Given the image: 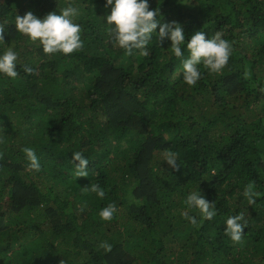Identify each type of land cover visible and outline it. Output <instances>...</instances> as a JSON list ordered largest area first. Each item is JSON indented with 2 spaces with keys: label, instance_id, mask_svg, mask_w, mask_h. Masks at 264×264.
Here are the masks:
<instances>
[{
  "label": "trees",
  "instance_id": "obj_1",
  "mask_svg": "<svg viewBox=\"0 0 264 264\" xmlns=\"http://www.w3.org/2000/svg\"><path fill=\"white\" fill-rule=\"evenodd\" d=\"M104 4L0 0V53L18 54V76L0 74V264H264V0H149L186 41L201 30L232 44L223 71L201 66L195 86L182 78L188 51L175 57L170 40L154 34L148 55L119 48ZM68 6L78 10V51L45 54L15 29V15ZM25 147L36 150L39 172ZM166 150L178 153L177 168L162 161ZM74 152L88 159V177H75ZM249 182L261 193L253 205L243 195ZM90 183L105 198L82 189ZM197 186L215 203L211 220L183 202ZM111 202L117 212L104 221L98 213ZM238 213L247 227L233 242L225 221Z\"/></svg>",
  "mask_w": 264,
  "mask_h": 264
},
{
  "label": "clouds",
  "instance_id": "obj_2",
  "mask_svg": "<svg viewBox=\"0 0 264 264\" xmlns=\"http://www.w3.org/2000/svg\"><path fill=\"white\" fill-rule=\"evenodd\" d=\"M104 6L110 7L109 13L104 17L109 26L110 38L123 49L127 55H131L134 49L142 51L143 55H148L146 46L150 43L153 35L158 41L165 39L171 42V53L177 57H184V49L188 51L186 58L182 59V78L186 85L195 86L202 77L200 67L205 68L209 73H221L228 64L233 51L232 44L222 38V34L217 32L212 38H206L204 31H195L186 41L183 27L177 21L162 22L158 8H150L149 0H105ZM78 14L75 7L63 8L59 14L48 13L43 18H38L31 11L22 17L15 15V29L33 42H38L42 46L45 54H71L80 50L84 42L81 39V25L73 22V17ZM159 29L158 31H156ZM4 25L0 24V41H4ZM18 54L9 47L0 53V74L9 78H16ZM26 73L33 72V68L25 66ZM245 77L250 75L244 73ZM25 159L29 162L27 167L30 170L39 172L41 164L36 150L32 147L22 149ZM72 161L75 163V177H88V159L80 152L72 153ZM163 162L170 167L177 168L178 153L166 150L163 153ZM254 182H249L243 191L244 197L249 205L256 203L257 197L261 193L254 190ZM84 190L95 193L100 199L105 198L106 191L98 183H90ZM184 204L190 210L198 211L202 220H211L217 215L215 203L209 202L197 190L186 195ZM117 212V205L114 202L102 207L98 216L109 221L113 219ZM185 218L191 224H197L196 216H189L185 213ZM247 227V222L242 213L228 216L225 221L224 232L233 241L240 242L243 230ZM105 251H110L112 245L101 242L99 245Z\"/></svg>",
  "mask_w": 264,
  "mask_h": 264
},
{
  "label": "rangeland",
  "instance_id": "obj_3",
  "mask_svg": "<svg viewBox=\"0 0 264 264\" xmlns=\"http://www.w3.org/2000/svg\"><path fill=\"white\" fill-rule=\"evenodd\" d=\"M55 190H56L57 192H59L60 196H61L62 198H64V199H67L69 196H70V197H69L70 199L73 198V197L71 196L72 193H70V194H69V193H64V192H63V187H61V186H57ZM73 196H74V195H73ZM77 206L79 207V204H78ZM130 210L134 211V213H137V214L140 216V214H139V209L136 208L135 206L131 205V206H130ZM137 221H138V222L141 221V218L139 217L137 220H135L134 225L136 224ZM122 222H123V221H122ZM139 227H140V226H139ZM133 232H134L135 234L141 236V231L133 230ZM145 234H147V233H145ZM145 234H144V235H145Z\"/></svg>",
  "mask_w": 264,
  "mask_h": 264
}]
</instances>
